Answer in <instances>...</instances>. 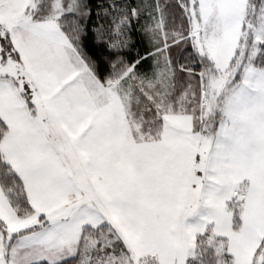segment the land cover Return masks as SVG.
I'll use <instances>...</instances> for the list:
<instances>
[{
  "label": "snow or ice",
  "instance_id": "obj_1",
  "mask_svg": "<svg viewBox=\"0 0 264 264\" xmlns=\"http://www.w3.org/2000/svg\"><path fill=\"white\" fill-rule=\"evenodd\" d=\"M0 264H264V0H0Z\"/></svg>",
  "mask_w": 264,
  "mask_h": 264
}]
</instances>
